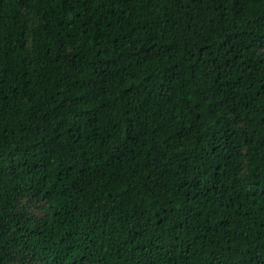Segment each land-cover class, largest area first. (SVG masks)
Listing matches in <instances>:
<instances>
[{
    "label": "trees",
    "instance_id": "obj_1",
    "mask_svg": "<svg viewBox=\"0 0 264 264\" xmlns=\"http://www.w3.org/2000/svg\"><path fill=\"white\" fill-rule=\"evenodd\" d=\"M0 264H264V0H0Z\"/></svg>",
    "mask_w": 264,
    "mask_h": 264
}]
</instances>
